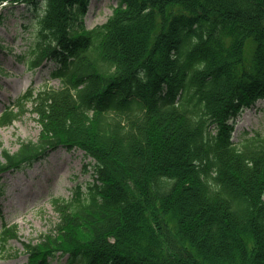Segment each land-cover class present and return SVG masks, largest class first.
Here are the masks:
<instances>
[{
	"label": "trees",
	"instance_id": "trees-1",
	"mask_svg": "<svg viewBox=\"0 0 264 264\" xmlns=\"http://www.w3.org/2000/svg\"><path fill=\"white\" fill-rule=\"evenodd\" d=\"M90 1L0 0L40 11L28 65L55 62L62 84L0 117L31 104L41 126L0 178L59 150L96 162L28 264H264V137L237 146L231 124L264 99V0H118L88 30Z\"/></svg>",
	"mask_w": 264,
	"mask_h": 264
},
{
	"label": "rangeland",
	"instance_id": "rangeland-1",
	"mask_svg": "<svg viewBox=\"0 0 264 264\" xmlns=\"http://www.w3.org/2000/svg\"><path fill=\"white\" fill-rule=\"evenodd\" d=\"M117 0H91L85 18L87 29L107 22ZM35 8L23 4L8 5L0 24V116L31 87L59 88L61 82L52 78L54 63L32 70L27 61L37 38ZM27 111L12 124L0 128V157L3 150L16 152L21 142H36L41 127L36 114ZM233 140L240 145L245 138L264 137V100L244 109L233 122ZM94 164L81 151L59 152L37 163L31 169L3 175L0 181V235L6 227L17 228L18 237L0 242V264H28L24 244L38 243L53 231L59 221L52 202L71 200L80 189L86 192L94 179ZM59 258V259H58ZM53 264H68V257L57 255Z\"/></svg>",
	"mask_w": 264,
	"mask_h": 264
}]
</instances>
